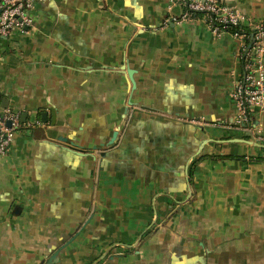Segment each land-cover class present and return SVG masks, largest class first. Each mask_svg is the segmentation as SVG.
I'll return each instance as SVG.
<instances>
[{"label":"crops","instance_id":"0c3cea01","mask_svg":"<svg viewBox=\"0 0 264 264\" xmlns=\"http://www.w3.org/2000/svg\"><path fill=\"white\" fill-rule=\"evenodd\" d=\"M181 13L44 0L0 37V112L32 125L0 155V264H264V113L235 125L240 41Z\"/></svg>","mask_w":264,"mask_h":264},{"label":"built area","instance_id":"2783aa9c","mask_svg":"<svg viewBox=\"0 0 264 264\" xmlns=\"http://www.w3.org/2000/svg\"><path fill=\"white\" fill-rule=\"evenodd\" d=\"M40 1L44 0H0V37L31 27V12ZM169 3L182 9L177 23L199 18L214 36L227 34L240 41L236 56L241 74L232 93L238 112L235 125L252 128L255 115L264 113V16L247 23L243 14L225 6L222 0H169ZM22 126L32 125L21 123L18 113L0 112V155L7 153Z\"/></svg>","mask_w":264,"mask_h":264},{"label":"water","instance_id":"95a60500","mask_svg":"<svg viewBox=\"0 0 264 264\" xmlns=\"http://www.w3.org/2000/svg\"><path fill=\"white\" fill-rule=\"evenodd\" d=\"M41 116H44V114H41ZM25 119H26V114H25V113L21 114V119H20V121H21V122H24ZM118 131H119V129H117V130L113 133V135H112V139H111V141H110V144H112V143L114 142V140H115V138H116V136H117V134H118ZM242 141H244V140H242ZM245 142L248 143V144H251V145H254V146H257V147H259V148L264 149V146L259 145V144H257V143H253V142H249V141H248V142L245 141Z\"/></svg>","mask_w":264,"mask_h":264},{"label":"trees","instance_id":"16d2710c","mask_svg":"<svg viewBox=\"0 0 264 264\" xmlns=\"http://www.w3.org/2000/svg\"><path fill=\"white\" fill-rule=\"evenodd\" d=\"M246 30V29H245ZM230 157V156H229ZM228 156H227V158H229Z\"/></svg>","mask_w":264,"mask_h":264}]
</instances>
